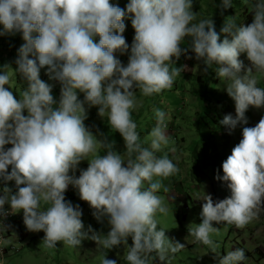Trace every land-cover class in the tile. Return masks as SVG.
Masks as SVG:
<instances>
[{"label": "clouds", "instance_id": "clouds-1", "mask_svg": "<svg viewBox=\"0 0 264 264\" xmlns=\"http://www.w3.org/2000/svg\"><path fill=\"white\" fill-rule=\"evenodd\" d=\"M245 3L251 8V23L245 26L228 18L220 29L227 35L221 39L211 18L193 22L192 0H128L124 8L110 0H0V36L20 34L23 43L14 72L26 82L16 99L5 88L9 74L0 71V181L5 182L0 188V222L22 212L26 229L43 231L47 248H55L57 241L78 248L85 239L103 249L123 245L128 264L164 262L184 248L165 235L155 218L168 209L157 195L161 181L154 177L167 178L179 170L166 154L156 155L168 143L166 113L154 109L156 124L148 133V146L140 142L130 117L138 107L137 89L149 96L173 86L184 66L170 71L169 65L185 51L180 47L185 37L204 66L201 71L207 73L215 65L216 76L234 101L235 116L224 115L220 124L229 134L242 126L241 139L221 163L222 175L214 176L230 194L216 201L204 194L200 223L189 233L214 249L213 222L242 228L258 218L264 212V115L254 126L243 125L249 106L264 109V87H258L252 75L253 70L264 74V0ZM230 6L232 0H219L216 7ZM126 19L134 29L130 46L122 35ZM125 53L127 63L122 65L119 55ZM241 53L251 67L238 58ZM45 66L48 80L60 85L58 100L52 95L54 85L40 79ZM91 107L101 118L107 114L108 124L123 140V154L106 138L98 139L99 131L93 135L85 126ZM98 148L105 149L104 155L87 160ZM82 160L88 166L76 176ZM7 181L24 186L12 193ZM69 185L98 222L107 217L106 234L85 227L79 205L64 197ZM5 227L0 223V229ZM216 256L217 264L246 259L243 248ZM101 264L116 261L104 256Z\"/></svg>", "mask_w": 264, "mask_h": 264}, {"label": "rangeland", "instance_id": "rangeland-1", "mask_svg": "<svg viewBox=\"0 0 264 264\" xmlns=\"http://www.w3.org/2000/svg\"><path fill=\"white\" fill-rule=\"evenodd\" d=\"M128 0H110V3L117 4L124 8ZM219 0H192V11L195 12V20L212 19L217 33L224 27L228 18H234L237 24L245 26L252 21L251 8L245 0H232V6L227 9L217 8ZM125 31L122 35L126 43L131 45L134 36V29L131 27L130 19H126ZM227 34L220 33L223 39ZM98 39V38H95ZM95 42V40H94ZM23 43L19 33L12 36H0V71L9 74V84L5 88L12 91L14 98L19 99L21 91L26 87V82L19 74H15L16 67L14 60L17 56V49ZM15 45V47H14ZM14 47V48H13ZM180 47L185 51L179 58H173V67L184 66V70L174 79L170 89H164L159 93L144 96L136 90L138 107L131 111V119L136 124V131L139 134L143 146H148V133L155 126L156 120L154 109L160 108L165 111L166 133L168 143L162 145L157 156L167 155L179 169L176 174L167 178L154 177V180L161 181V188L157 192L167 213H156L157 226L165 229V235L183 243L184 248L176 253H170L166 264H217L218 257L226 254L233 248H243L246 259L241 264H264V212L258 218L249 222L242 228L233 224L221 222L215 224L216 231L210 234L214 242V249L208 245L195 240L189 233L200 223L201 198L204 194H210L214 201L224 199L230 194L225 184L214 179L217 174L222 175L220 168L223 160L231 153V149L241 139V127L238 126L229 131L226 126L220 124L223 116L231 114L235 116L234 101L227 95L225 85L216 76L215 65L203 73V64L197 61L191 51L190 41L187 37L181 41ZM246 67H251V62L246 58L245 53L238 57ZM122 65L127 63V53L119 55ZM9 65L7 68L3 65ZM46 68L40 69V79L52 83V95L54 100L59 98L60 85L55 81H49ZM243 71V69H242ZM252 75L257 80L258 87H264V74L253 70ZM78 99H83V94H78ZM22 114H27L26 112ZM264 115V109H256L251 106L246 110L247 124L243 126H254ZM84 124L93 135L99 131L101 136L98 139H105L112 142L114 150L123 154L124 144L118 132H116L107 121V114L104 117L97 115L96 107L87 109V118ZM11 145H5V148ZM105 149L98 148L95 154H89L86 158L91 160L94 155H104ZM82 160L77 166L75 175H79L80 169L88 166V161ZM11 167L7 169L10 171ZM7 187L12 193L17 190L14 181H7ZM1 188L5 182H0ZM146 186V185H145ZM167 189V191H165ZM66 200L74 205H79L81 219L87 227L91 225L94 231L106 234L110 228L107 217H102L98 222L92 215V209L87 202L79 199L77 191L69 185L64 193ZM43 208L48 207L42 204ZM264 207V204H262ZM19 213L20 229L23 231L24 239L21 242L19 252L7 257L4 264H101L102 258L113 259L116 264H128L125 260L127 247L120 245L111 249H103L92 240H82L78 248L70 247L63 242L57 241L55 248L44 246L43 231H28L23 224L22 212ZM131 245V238L127 239ZM150 264H157L155 260ZM162 264V263H158Z\"/></svg>", "mask_w": 264, "mask_h": 264}, {"label": "built area", "instance_id": "built-area-1", "mask_svg": "<svg viewBox=\"0 0 264 264\" xmlns=\"http://www.w3.org/2000/svg\"><path fill=\"white\" fill-rule=\"evenodd\" d=\"M4 208L10 211L7 203ZM0 223L6 226L5 230L0 229V264H4L7 257L20 251L22 247L20 244L23 242L24 234L19 226L20 218L18 212L6 215Z\"/></svg>", "mask_w": 264, "mask_h": 264}, {"label": "trees", "instance_id": "trees-1", "mask_svg": "<svg viewBox=\"0 0 264 264\" xmlns=\"http://www.w3.org/2000/svg\"><path fill=\"white\" fill-rule=\"evenodd\" d=\"M14 47H15V45H14ZM14 47H13V48H14ZM0 66L2 67V64H1V63H0ZM155 263H157V264H158V263L166 264V261H164V262H160V261H158V260H155Z\"/></svg>", "mask_w": 264, "mask_h": 264}, {"label": "crops", "instance_id": "crops-1", "mask_svg": "<svg viewBox=\"0 0 264 264\" xmlns=\"http://www.w3.org/2000/svg\"><path fill=\"white\" fill-rule=\"evenodd\" d=\"M1 182V181H0ZM2 186H0V188H1Z\"/></svg>", "mask_w": 264, "mask_h": 264}]
</instances>
